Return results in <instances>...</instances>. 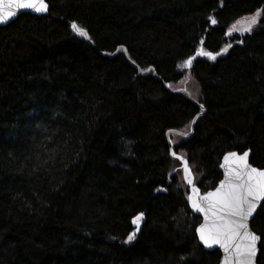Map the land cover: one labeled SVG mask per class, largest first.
<instances>
[{
  "label": "trees",
  "instance_id": "16d2710c",
  "mask_svg": "<svg viewBox=\"0 0 264 264\" xmlns=\"http://www.w3.org/2000/svg\"><path fill=\"white\" fill-rule=\"evenodd\" d=\"M47 1L0 27V264H219L167 135L203 193L229 152L264 169V0ZM251 227L264 264V203Z\"/></svg>",
  "mask_w": 264,
  "mask_h": 264
},
{
  "label": "snow or ice",
  "instance_id": "6c2138e0",
  "mask_svg": "<svg viewBox=\"0 0 264 264\" xmlns=\"http://www.w3.org/2000/svg\"><path fill=\"white\" fill-rule=\"evenodd\" d=\"M19 10H32L38 14L46 13L49 5L46 0H0V24L11 20ZM260 15L261 13L257 11L255 16L248 19L241 35L252 32V27L258 23ZM211 23L214 25L217 21L211 19ZM71 27L80 37L89 38L88 32L76 23L73 22ZM236 30L233 26L228 34L231 35ZM223 52H227V48L223 49ZM221 54L223 53L213 54L201 48L195 56L184 62V67L190 69L197 56L215 61L217 55ZM200 108L203 110L204 105L201 104ZM195 122V120L192 121V123ZM181 135L184 134L181 133ZM171 154L174 158L182 160L184 179L188 185L192 186L193 195L188 197L191 208L204 216V223L196 229L200 242L205 248L211 249L216 245L222 248L225 253L223 264H256L257 244L261 241V237L251 230L249 221L257 212L260 202L264 201V170L253 167L249 163V151L243 154L229 152L224 157V164L221 165L225 172L219 187L215 191L199 196V189L194 186L193 174L188 162L176 152ZM143 220L144 213L133 218L132 224L136 226L135 231L128 235L126 242L135 239Z\"/></svg>",
  "mask_w": 264,
  "mask_h": 264
},
{
  "label": "water",
  "instance_id": "95a60500",
  "mask_svg": "<svg viewBox=\"0 0 264 264\" xmlns=\"http://www.w3.org/2000/svg\"><path fill=\"white\" fill-rule=\"evenodd\" d=\"M46 2L48 3V1L46 0ZM49 5V4H48ZM49 9H50V6H49ZM25 13H30V14H33V15H38V16H46V15H48L49 14V10L46 12V13H35V12H33L32 10H19L18 11V13H17V15L15 16V17H13L11 20H9L8 22H6V23H3V24H0V27H4V26H7V25H9L10 23H12V22H14L15 20H17L18 19V17L20 16V15H22V14H25ZM195 56V55H194ZM198 57V56H197ZM196 57V58H197ZM196 121V120H195ZM194 124L195 123H193V127H194ZM174 133H176V134H180L181 135V133H183V132H180V131H176V132H174ZM184 135L183 136H187V134L188 133H183ZM168 140H169V144H170V149H171V152H175V150H174V147H173V141L170 139V133H168ZM170 141H171V143H170ZM247 151H249V163L253 166V167H256V166H254L252 163H251V151L250 150H247ZM233 152H237L238 154H243V153H239L238 151H233ZM228 154V153H227ZM178 156H180V157H182L184 160H186L187 161V159L184 157V156H182V155H180V154H177ZM226 155V154H225ZM225 155H224V157H225ZM224 157L222 158V161H221V165H223L224 164ZM180 160V159H179ZM181 161V163H182V160H180ZM188 162V161H187ZM189 165V164H188ZM190 167V166H189ZM256 168H258V169H261V168H259V167H256ZM182 169H183V163H182ZM190 169H191V167H190ZM220 169H221V171H222V174H223V177H222V180L224 179V172H225V169L223 168V167H221L220 166ZM261 170H264V169H261ZM191 172H192V174H193V183H194V186L197 188V189H199V193H198V195L199 196H203V195H205L206 193H203L202 191H201V189L199 188V186L195 183V175H194V173H193V171H192V169H191ZM183 177H184V171H183ZM221 180V181H222ZM184 181H185V183L187 184V186H188V188H189V196L190 195H193V192H192V186L191 185H188V183H187V181L184 179ZM220 181V182H221ZM220 182H219V184H218V186L217 187H219V185H220ZM216 187V188H217ZM215 188V189H216ZM215 189H212V190H209V191H215ZM208 191V192H209ZM188 196V197H189ZM263 203H264V201H261L260 202V206L258 207V209H257V212L254 214V216L250 219V221H249V224H250V228H251V230L253 231V229H252V227H251V225H252V221H253V219L255 218V216L257 215V213H258V211L260 210V208H261V206L263 205ZM189 206H190V202H189ZM190 209L193 211V213L195 214V215H197V216H199L201 219H202V222L200 223V225L201 224H203L204 223V216H203V214L202 213H198V212H195L192 208H191V206H190ZM144 220H145V218H144ZM144 220L141 222V224H140V227L142 226V224H143V222H144ZM200 225L197 227V228H199L200 227ZM197 232V231H196ZM254 232V231H253ZM257 234V233H256ZM258 235V234H257ZM197 236H198V239H199V235H198V233H197ZM200 241V240H199ZM200 244L204 247V245L200 242ZM260 244H261V241L257 244V248H258V253H257V257H256V264H258V258H259V255H260ZM205 248V247H204ZM207 251H215V250H218V251H220V253H221V259H220V262H219V264H223V260H224V257H225V253H224V250L222 249V248H220L218 245H216V246H213V248H211V249H209V248H205Z\"/></svg>",
  "mask_w": 264,
  "mask_h": 264
},
{
  "label": "rangeland",
  "instance_id": "374dc122",
  "mask_svg": "<svg viewBox=\"0 0 264 264\" xmlns=\"http://www.w3.org/2000/svg\"><path fill=\"white\" fill-rule=\"evenodd\" d=\"M253 16H255V14L254 15L253 14L252 15H246V16L240 18L235 23H233L231 25V27L229 28V30L232 29L233 26H235V28L237 30L236 31H233L232 34L229 35V36H235L238 33H241V31L243 30L244 26L248 23V19H250ZM259 18H258V22H259ZM257 25H258V23L252 27V31L255 30V28L257 27ZM229 30H228V32H229ZM178 68L180 70L186 68V67H184V62H181L179 64ZM172 86L175 89H180V90L185 89V90H187L191 94V96H192L193 99H198V97H199V94H200L199 85H198L197 81L195 80V78L192 77L190 74L189 75H186L182 79V81H180L178 84H175V85H172ZM188 131H189V129H184L182 132L185 133V132H188ZM182 139H183V136L178 135V134H174V136H173V143L176 144L179 141H181ZM181 154H184V153H181ZM174 169H175L176 173L178 174V176L181 177V179L184 182L183 174H182V169H181L180 164H178L177 166H174ZM184 185H185V187H187L185 183H184Z\"/></svg>",
  "mask_w": 264,
  "mask_h": 264
}]
</instances>
